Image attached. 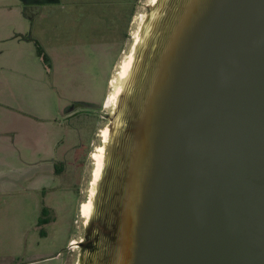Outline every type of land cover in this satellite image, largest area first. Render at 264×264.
Masks as SVG:
<instances>
[{"label":"water","instance_id":"obj_1","mask_svg":"<svg viewBox=\"0 0 264 264\" xmlns=\"http://www.w3.org/2000/svg\"><path fill=\"white\" fill-rule=\"evenodd\" d=\"M148 9L79 264H264V0Z\"/></svg>","mask_w":264,"mask_h":264},{"label":"rangeland","instance_id":"obj_2","mask_svg":"<svg viewBox=\"0 0 264 264\" xmlns=\"http://www.w3.org/2000/svg\"><path fill=\"white\" fill-rule=\"evenodd\" d=\"M149 4L151 0H138L128 28L129 36L119 45L115 56L105 43H90L91 23L70 30L68 22H60L62 17L55 16V25L62 26L51 31L55 27L53 22H40V38L45 41L48 38L50 43L48 48H43L51 57L45 63L35 53L29 15L18 12L20 0H0V264H33L31 260L58 251V259L39 264H79L81 251L76 245L83 237L86 218L76 216L75 231L76 203L88 200L95 210L101 195L104 199L110 196L106 183L111 178L102 186L91 183L94 163L90 153L103 145L99 133L106 127L109 132L105 145L113 144L126 113L116 105L84 111L100 117L81 175L79 198L76 190L63 187L61 179L52 173L53 160L69 149L78 133L60 116L63 106L59 101L73 96L93 98L100 106L105 98L107 101L113 91L112 76L120 61L132 52L134 33L149 30L150 20L146 18L152 15ZM23 10L26 9L22 7ZM119 25H124L120 17ZM127 81L120 92L123 97L131 91L129 78ZM124 106L122 99L118 108ZM115 163L114 157L110 165L112 172ZM111 206L112 202L108 207ZM52 218L54 221L49 224L38 225L41 219ZM69 238L73 243L66 247Z\"/></svg>","mask_w":264,"mask_h":264},{"label":"crops","instance_id":"obj_3","mask_svg":"<svg viewBox=\"0 0 264 264\" xmlns=\"http://www.w3.org/2000/svg\"><path fill=\"white\" fill-rule=\"evenodd\" d=\"M134 1L135 0H46L44 3H41L37 0H20V5H18L20 11L18 12L29 15V30L34 33L31 40L34 44L38 42L45 49L48 48L50 44L48 43L49 39L47 38L45 41L40 38L38 24L42 21L53 22L55 27L50 30L57 31L62 25L58 27L55 25L54 19L56 16L62 17L60 22L66 24L68 22L70 30L81 29L84 24L91 23L90 30L93 33L89 32L91 35L90 43H105L104 45L111 47V53L115 56L120 50L119 35L121 33L118 31L120 29L124 30L127 24L129 10L133 8L132 3L134 5ZM22 7L26 10L21 11ZM119 17L124 23L123 26L119 25ZM59 24L60 23H57V25ZM50 25L51 24H49V26ZM83 43H86V41ZM75 45L80 44L77 43ZM51 61L55 64L53 58ZM58 255H60L59 251L31 261L33 264H39L52 259H58Z\"/></svg>","mask_w":264,"mask_h":264},{"label":"flooded vegetation","instance_id":"obj_4","mask_svg":"<svg viewBox=\"0 0 264 264\" xmlns=\"http://www.w3.org/2000/svg\"><path fill=\"white\" fill-rule=\"evenodd\" d=\"M132 3V7H133ZM133 17V16H132ZM132 19V18H131ZM130 22H127L124 30H127L128 36V28L130 26ZM123 30V29H121ZM123 30L122 34L120 35L119 45L123 44V34L125 33ZM127 39V38H126ZM125 39V40H126ZM59 105H62L61 110V117H64V120L68 121L70 127H72L77 133V136L73 143L70 145L69 149L65 150L59 158L53 160V173L57 174V176L61 179V183H63V187L65 188H72L76 190V193L81 196L79 191V185H81V175L84 172L87 166V159L89 154V148L92 141V135L94 133V129L96 126V122L100 114H93V113H86L85 110L88 112L89 110H100L103 105L98 103L97 100H94L90 97H76L73 96L71 98L66 97L65 101L60 99ZM93 123V125H92ZM92 126V127H91ZM80 132V133H79ZM76 134V133H75ZM66 183V184H65ZM80 200V199H79ZM80 203V202H79ZM79 203H76L77 212L75 213V218L73 220L74 230L78 228V224L76 223V216H79ZM43 213V210L41 211ZM54 221L52 218L50 219H41L40 224L46 225L50 222ZM70 241H67L66 247ZM86 248L93 250H97V245H93L88 241L83 243ZM70 248V247H69ZM93 254L89 256V261H97L98 255L97 252H92Z\"/></svg>","mask_w":264,"mask_h":264},{"label":"bare ground","instance_id":"obj_5","mask_svg":"<svg viewBox=\"0 0 264 264\" xmlns=\"http://www.w3.org/2000/svg\"><path fill=\"white\" fill-rule=\"evenodd\" d=\"M154 0H151V2ZM150 27V26H149ZM147 31V30H146ZM141 38V34L136 31L134 33V41L137 43ZM132 61H133V55L132 52L129 53V56L123 58L118 66V70L115 72V74L112 76V85L113 91L110 93L107 101L105 102V106H112L114 107L117 103V98L119 93L122 91L123 86L127 83V79L129 78V73L132 67ZM102 134V140L106 141L108 138V129L104 128L101 130ZM91 157L94 160V169H93V178L91 183L94 184L96 180L98 179L101 168L103 165L104 160V147L103 145L97 146L96 150L91 153ZM81 212L82 215L87 217L91 212V203L87 200L82 203L81 205Z\"/></svg>","mask_w":264,"mask_h":264},{"label":"trees","instance_id":"obj_6","mask_svg":"<svg viewBox=\"0 0 264 264\" xmlns=\"http://www.w3.org/2000/svg\"><path fill=\"white\" fill-rule=\"evenodd\" d=\"M134 2H135V3H134L133 8H130V10H129V13H128V20H127V22H129V21L131 20L132 16L134 15V13H135V11H136V5H137L138 0H135ZM131 9H132V10H131ZM118 32L121 33V29H120ZM124 32H125V33H124L123 36H122V38L124 39L123 42H124L125 39L127 38V30L125 29ZM35 46H36V53H37L38 55L42 56V58H43V60H44L45 63H46V62L49 63V60H50V59H49V57L44 53V49H43V47H42L38 42L35 43Z\"/></svg>","mask_w":264,"mask_h":264}]
</instances>
